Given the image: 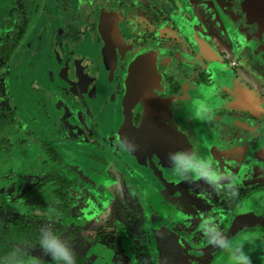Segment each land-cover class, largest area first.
Segmentation results:
<instances>
[{
	"label": "flooded vegetation",
	"instance_id": "1",
	"mask_svg": "<svg viewBox=\"0 0 264 264\" xmlns=\"http://www.w3.org/2000/svg\"><path fill=\"white\" fill-rule=\"evenodd\" d=\"M51 1L54 2V9L70 13L69 0ZM128 1L130 5L127 9L118 3L114 11L116 15L112 16L116 27H113L105 40V53L110 64L107 72H100L97 68L103 67L102 65H97V70H93L90 63L82 60V65L87 66L86 77L92 72H95L97 77L100 73L108 76L100 95L87 86L88 99L95 98L91 99L89 104H93L95 109H100V114L104 111L101 120L104 124L108 123L110 127L112 122L120 124L118 131L111 130L108 135L100 126L101 122L97 121L95 126L97 133L93 132L90 136L97 137L99 131L108 141L116 136L119 153L98 138L91 140L66 134L69 130L68 126L73 125L76 115L79 114L82 117L79 107L83 103H76L75 107L71 106L68 111H64L62 105L72 104L76 94H84L81 86H76V91L72 90L70 94H67L61 92L56 85L57 88H51L47 98L46 104L54 106L61 112L60 115L55 113L62 123L61 130L65 132L61 138H50L42 134L50 122L47 115L45 119H38L39 125H35L36 120L32 121V126L23 122V113L17 108L8 111L3 117V126L7 128L14 127V123L17 122L19 126L23 125L20 130L24 129V133H20L23 135L13 140V148L26 142L27 137L35 136L34 139L30 137V140H33L35 144L40 143L39 153L45 161V164H40L33 157L32 159L27 157L28 159L22 162L18 173L28 174L33 182L20 190L16 199L19 201L29 190L37 187L47 178L53 181L52 186L56 185L57 179L63 178L67 183L69 182L65 193L69 192L71 205L69 215L64 219L61 214L50 217L40 215L34 219L26 217L22 214L23 205H18L20 213L9 218L7 223L10 225L9 231L0 234V264H3V258L9 255L8 252L2 254L1 250L4 251L2 245H6L12 251L13 245L24 243L11 238L12 228L18 220L33 227L35 231L26 238V241L32 239L37 242L40 239V229L44 226L51 227L56 236L64 234L67 237H76L81 232L79 236L81 238L82 233H88L90 227L91 214L87 207L97 206L102 209L103 204L111 205L113 208L109 209L110 219H106L103 227L100 226L102 230L98 228L93 243H90L89 247L90 249L92 247L93 253L104 254V250L94 248L102 239L107 238L111 240L112 246H119L121 240L135 246L127 232V230L131 231L134 219L130 221L125 210L120 209L131 195H135L141 208L140 212L143 213L142 219L146 230L143 231V236L145 235L146 238L149 255L153 254V250L158 249L153 237L156 238L155 234L159 230L163 238L161 240L163 252L166 238L172 241L177 240V243L173 244L174 249L178 245L185 249V253L189 252L192 256L199 257L212 250L216 251L214 252L216 255L209 264H213L221 254H228L232 243H240V238L244 234L246 236L242 238L243 243L250 237L254 240L255 236H261L259 233L264 235V226L260 224H252L247 230L239 231L238 235L236 231L239 229L235 227L238 220L244 218L246 214L255 216L261 211L264 212V163L261 158L264 151V0ZM31 3L27 0H0V65L2 66L0 72L7 85L14 58H17L21 52L22 42L28 37L36 20L35 16L31 18ZM45 8L49 10L50 7L45 5ZM96 8L97 6L94 5L89 11V16ZM72 19L75 21L73 17L66 15L63 22L67 25ZM119 20H121V27H117ZM76 22L75 26L80 29L82 38L76 43L74 40L71 41L74 46L85 42V35L86 38L88 36L85 29L89 25V21L85 26H81V21L80 24ZM126 25L131 30L130 32L128 30V34L121 31L123 27L126 28ZM92 27L95 28V25ZM20 28L23 30L26 28V32L22 34ZM82 29L85 31L83 32ZM116 29L117 33H115ZM112 34H115L114 38ZM96 36L98 40L99 36L104 38V35L99 32ZM137 36L142 38L141 43H138ZM67 39L68 36L64 35L60 29L55 44L58 56L44 57V63L41 66L46 65L45 70L37 68L35 71L27 72L26 76L19 77L20 80L30 75L34 77L31 89L27 92L31 93L34 101L41 103L44 108H46L45 102L40 100L39 94L34 95L33 89L41 88L44 82L49 83L50 88L52 77L49 75V70L50 66L54 67L56 64L54 60L60 59L62 67L70 62L72 70L79 72L77 62H74L71 57ZM120 40L126 42L129 47L119 48ZM99 43H101L100 40ZM107 44L108 47H106ZM138 44L139 48L143 47L142 54H138ZM13 47L16 51L10 54ZM97 53L96 63L101 60L99 57L101 53ZM64 56L65 60H63ZM142 58L150 62L145 68H141L138 63ZM135 64L138 67H135ZM89 71L92 72L87 74ZM30 79L23 81L22 85L25 89L28 87V82L32 81L31 77ZM7 92L6 98L12 100L10 85L7 87ZM102 94H105V98L98 101V97L101 98ZM57 99L58 102L55 103ZM12 102L14 104L13 100ZM132 105L135 127H139L155 111L162 114L163 122L170 116L187 137L185 142L183 140L184 143L176 146L174 154L184 152L189 157L197 156L211 160L214 169L232 179L220 181V185L224 187H221L218 192L203 179L193 178L191 173H189V179H182L176 175L174 162L170 159L167 150L157 144L150 147L149 142H146V146L149 147L144 151L142 158L148 164H139L136 154L120 147L123 142L125 148L128 146L132 149L138 141L125 129L127 109L131 110ZM37 107L39 106H36L34 102L33 111H36ZM153 107L155 108L152 109ZM55 108L52 107V109ZM25 132L31 134L26 135ZM176 138L180 139V136ZM3 142V139L0 140V152L15 154L12 150L5 149L2 146ZM135 149L139 150L137 146H134ZM211 149H213L212 152H210ZM251 152L254 153L252 159ZM58 153L63 159L52 158ZM12 156L10 154L8 159ZM231 157L236 159L233 160ZM72 162L82 166L84 171L74 170L71 167ZM24 167L26 169L34 167L36 170L25 171ZM136 167L148 171L149 176L139 177ZM229 183L233 184L231 190L226 187ZM18 186L17 183H11L5 188V192L10 191L13 196ZM82 187H85V191H82ZM87 189H90L89 195H87ZM205 193L210 194V203H213L209 213L200 220L199 217L192 216L191 212L195 210L194 205L200 203L201 197L204 198ZM166 198L174 202L170 204ZM2 199L5 202L7 200ZM47 200L60 202L59 199L52 197H48ZM175 201L184 203L182 205L186 213L173 207L177 205ZM77 202L80 203L79 207H76ZM133 202L134 198H131L129 203L133 204ZM253 206L258 207L257 212L252 213ZM45 208L49 209V207ZM160 211L169 213L167 219L169 225L171 216L174 219L180 218L184 222L183 227L191 228L192 221L195 222L194 224H197L198 220L205 223L199 228L202 231L206 228L213 230L212 234L223 239L229 247L222 249L211 243L205 247L198 245L195 247L193 241L188 240L185 229L177 225L175 226L179 228V231L172 228V225L167 229ZM220 214L223 218L222 223L218 229H215V218ZM157 220L161 221L159 230L156 229ZM5 222V218L0 216V225H4ZM36 236L38 238L35 240ZM196 240L201 242L200 239ZM204 240L209 242V236ZM86 242L89 243V241ZM216 247L217 250H214ZM229 257L225 260L228 264ZM146 258L141 256L133 263L157 264L154 260L148 262ZM101 262L121 264L116 259L107 262L101 260ZM200 262L199 258L190 261L191 264H202ZM42 264H48V262L42 261Z\"/></svg>",
	"mask_w": 264,
	"mask_h": 264
},
{
	"label": "rangeland",
	"instance_id": "2",
	"mask_svg": "<svg viewBox=\"0 0 264 264\" xmlns=\"http://www.w3.org/2000/svg\"><path fill=\"white\" fill-rule=\"evenodd\" d=\"M71 5L70 13L67 11H58L57 9H54V2L51 0H34L33 3L32 0H27L28 3H31V18L35 16L36 20L33 23L29 33L28 37L22 42L23 45L21 47V52L17 56V58H14L13 66H11L10 69V76H9V84L7 85L5 83V79L0 72V140H4L3 145L5 149L12 150L15 154L12 152H0V216L5 218L4 225H0V234L2 232L9 231L10 225L7 224L9 222V218L12 215H17L20 213V206L17 205L18 200L16 199L18 196V192L27 186H29L33 181L28 177V174L18 173L19 168L21 167L22 162L26 161L28 158L33 157L35 161L37 160L40 164H45L44 157L39 153V147L40 143L38 144L33 143V140L35 136H29L27 137V141L23 142L22 145H18L15 148H13V140H15L19 135H23L20 133H24V129L20 130L23 125L21 124L19 126V122L14 123V127L7 128L5 125L3 126V117L4 115L12 110L13 108H17L22 111L23 113V122L26 124H29L32 126V121H37L35 125H39L38 119L42 120L45 119V115H47V118H49V124H47V127L42 131L43 135H46L50 138H61L64 136L65 132L64 130H61L63 128L62 123L57 117L55 116V113L57 112L60 115V111L56 109L54 106L50 104H46L47 98L49 97V94L51 92V88L56 89L57 86L60 88L61 92L70 94L72 90L76 91V86H81L84 89V94H76L74 97V105L73 103H69L67 106L62 105L64 111H68L71 106L75 107L76 103H83L81 107H79V112L82 117L79 116V114L76 115V119H73V125L68 126L69 130L66 132V134L73 136V137H84L85 139H100V141L106 145H108L111 149L119 153L118 150V142L117 137L115 136L114 139L108 141L106 137L101 133V131L98 132V136H90L91 133L96 132L95 126L97 125V121L101 122L104 116V111L100 114V109H95V106L93 107V104H89L90 100H94L95 98L87 97L88 88L87 86L93 88L94 93L97 95H100L103 91L104 85L106 83L107 75H101V73L96 76L95 72L89 71L87 74L91 73L90 76L86 77V65H82V60L87 61L92 65L93 70L100 69L101 71L108 70V66L110 65L106 53H105V40H107V35L109 32H112L113 27L115 25L113 24V17L115 16L116 6L118 3L127 9V7L130 5L128 0H69ZM115 2V3H114ZM83 3V5H82ZM45 5L49 6V10L45 8ZM97 6V8L92 12V14L89 16V11L93 8V6ZM82 6V7H81ZM102 6V9H101ZM142 8V6H139ZM81 8V10H80ZM29 9H27L28 11ZM118 10V9H117ZM70 15L74 18L75 21H77V24H80V21H89L88 27L82 31L86 34H88L87 38L85 35V42L78 44L77 46L72 45L71 41H73V38L70 37L69 33V21L67 25L63 22L66 18V15ZM61 16V17H60ZM62 18V19H61ZM80 19V20H78ZM75 21H73V25H75ZM121 20H119L117 23V27H121ZM64 23V24H63ZM95 25V28L92 26ZM120 25V26H119ZM67 26V27H66ZM98 28L99 31L97 30ZM62 30L63 34L68 36L67 42L68 47L71 50V57L73 58L74 62H77L79 67V72L77 70H72V66L70 62L65 63V66H60L61 60H54L55 65L54 67L50 66L49 75L52 77L50 88L48 86L49 83L42 84V87L34 88V95L39 94L40 100L42 102H45L46 108L42 106L41 103H37L34 101V98H32V94L27 92L30 90V86L33 84V76L30 75L28 77H24L23 80H20L19 77L21 75L26 76L27 72H31L32 70L35 71L37 68H40L41 70H45V66H41L44 63V57L50 56H58L56 52V37L58 35V32ZM108 30L107 32L105 30ZM131 31L129 27L126 25V28L123 27L121 31H124L128 34ZM100 33L101 35H104V38L99 36V40L101 43H99V40L97 38V33ZM107 33V34H106ZM138 37V43H141L142 38L140 36ZM109 38V37H108ZM112 40V39H111ZM136 41V42H137ZM80 46L82 48H80ZM85 46V47H83ZM139 44L137 45L138 48V54L143 53V47L139 48ZM80 48V49H79ZM97 52H100L99 57L101 60H98L96 63V55ZM102 55V56H101ZM103 57V59H102ZM131 58V57H129ZM81 59V60H80ZM63 60H65V56L63 57ZM1 61V57H0ZM81 61V62H80ZM105 63V64H104ZM103 66V67H97ZM107 65V66H105ZM134 66V65H133ZM34 67V68H33ZM97 67V68H96ZM135 67H138L137 64H135ZM2 66L0 65V69ZM33 68V69H32ZM55 68V70H54ZM45 72V71H44ZM43 72V73H44ZM79 73V74H78ZM28 82V87L25 89L23 87L22 83L25 80H31ZM38 79L40 77H37ZM87 83V84H86ZM10 85L11 87V98L14 101V104L12 100L9 98H6L7 96V87ZM57 85V86H56ZM81 88V89H82ZM89 93V92H88ZM28 96V97H27ZM105 98V94L101 95V98L98 97V101ZM79 99V100H77ZM55 100V99H54ZM34 102L36 103V106H39L36 108V111H33ZM58 102V99L55 103ZM112 106V105H111ZM110 106V107H111ZM55 108V109H52ZM98 107V106H97ZM30 109V110H29ZM39 109V110H38ZM88 109V111H86ZM10 118V117H9ZM71 121V120H70ZM41 122V121H40ZM61 123V124H60ZM105 132L108 133L109 131L114 130L118 131L120 129V124L117 122H112L111 127L108 125V123L104 124L103 121L100 125ZM71 129V130H70ZM113 133V132H112ZM26 135H29L31 133L25 132ZM29 138V139H28ZM239 142V141H238ZM36 146V147H35ZM213 149H211L210 152H212ZM12 154L13 156L8 159V156ZM28 157V158H27ZM32 159V158H31ZM28 162V161H27ZM71 167L76 171H84L83 167L80 165H76L74 162L71 163ZM136 169L139 171V177L142 176H149V172L145 171L142 168L136 167ZM80 173V172H79ZM147 174V175H146ZM42 176V175H41ZM19 184L18 188L16 189V193L11 195V192H5V188H7L10 184ZM201 184V183H200ZM154 189H156L155 184H153ZM82 191H85V187L81 188ZM87 195L90 193V189L86 190ZM218 192V190H216ZM129 197V196H128ZM204 198L201 197L200 203L194 205L195 210L191 212V215L194 217H199L201 220L203 216L206 215V213H209L210 206H212V203H210V194L205 193L203 195ZM1 198L7 199L6 202L2 201ZM131 198H134L133 204L129 203V200ZM168 203L172 204L174 201L170 200L169 198H166ZM176 202V201H175ZM79 202L76 203V207H79ZM177 205H174V208H178L180 212L186 213L184 211V206L182 204L176 202ZM191 204V203H189ZM193 205V203H192ZM126 206V207H125ZM101 208H98L97 206H90L87 207L90 211L91 216H89V225L88 233L84 232L82 233L81 238L79 237L81 232L78 233L76 237H67L66 235H60L58 236L61 240H65L69 243V246L73 249V253L75 256V264H98L101 263V260L107 261H113L116 259V261H120L121 264H134L133 262L140 259L141 256L147 257L148 262L151 260H154L157 264H168L166 258L163 256V250L161 248L162 243V234L159 230L161 221H156V229L159 230V232H156L155 237L153 239L157 243L156 250H153V254L149 255L148 253V247L147 242L144 234L145 226L143 221V213L140 212L141 208L140 205L137 203V200L135 198V195H131L127 199V203L124 204V206L120 207V209H124L125 214L128 215V219L130 221L134 219L131 226V231L127 232L130 235V239L132 238L133 245H128L125 241L121 240V244L119 246H112L111 240L109 238L102 239V241L99 242V245L95 247L94 249H102L104 250V254L98 255L93 253L92 247L90 249V243H93L94 236L98 232V228L100 226H104L106 224V219H110L111 212L109 209L113 208L111 205H104L101 206ZM103 210L102 212H100ZM251 210V209H250ZM258 207L253 206V211L257 212ZM161 212V211H160ZM162 220L165 221L167 229H169L170 225H172L174 229H178L175 225L179 226L180 228L185 229V233L187 234L188 240L195 244V247H205L209 242H205V238L208 236L206 234V230L202 231L199 226L204 225L205 223H201L199 220L197 224H194L195 222L192 221L190 224L193 226L191 228L189 227H183L184 222L181 221L180 218L176 217L174 219L173 216L170 217V225L167 223L168 219V212L162 211ZM103 214V215H102ZM244 216V215H243ZM246 217V216H245ZM244 217V218H245ZM255 218L259 219L260 221L254 222V224H260L261 226H264V212L261 211L259 214L255 215ZM216 224L214 225L215 229H218V226L222 223V214H220L219 217L215 218ZM130 223V222H129ZM237 224L240 225V221L238 220ZM251 225V223H250ZM96 226V228H93ZM101 228V227H100ZM125 228L126 223H125ZM102 230V228H101ZM196 230L198 233L196 234ZM133 231H135L133 234ZM115 232V231H114ZM113 237V236H112ZM87 239V240H84ZM198 242L196 239H200L201 242ZM167 242L164 243V252L171 256L174 254V242L177 243V240H169L167 239ZM39 241L34 242L32 239H28L24 243H18L16 245H13V248H15L17 245H23L27 243L29 245L28 247V253L29 255L34 258V264H42V261H47L48 264H58L57 261H54L52 256L47 255L43 252V250L40 248ZM84 243H83V242ZM86 241H89L87 243ZM243 242V241H242ZM249 246L247 250V254L251 257L252 264H264V241L262 240V236H255L254 240L253 238H249L248 241H246ZM232 244L235 245L233 242ZM198 245V246H197ZM239 244L237 245V247ZM251 246V247H250ZM94 247V246H93ZM176 250L178 251V257L180 260H183V262H186V264H191L190 261L196 258H199L202 264H209L210 261H212V258L216 255V251H211L209 253H204L202 256H196L191 255L189 252L185 253V249L176 246ZM1 250L2 254L8 252L10 254L12 251L7 247L6 245H2ZM217 250V247L214 249ZM82 251V253H80ZM182 251V252H181ZM231 253L228 254H221V256L213 263V264H228L226 263L227 257H229ZM230 259V257H229ZM59 264H62V262H59ZM229 264H232L231 259L229 260Z\"/></svg>",
	"mask_w": 264,
	"mask_h": 264
},
{
	"label": "clouds",
	"instance_id": "3",
	"mask_svg": "<svg viewBox=\"0 0 264 264\" xmlns=\"http://www.w3.org/2000/svg\"><path fill=\"white\" fill-rule=\"evenodd\" d=\"M120 147L128 150L123 146V142H121ZM131 150H134V146ZM170 159L174 162V171L176 175L180 176L182 179H189V173H191L193 178L197 180L203 179L217 190L224 187L220 185V181L232 179L214 169L211 160H205L197 156L189 157L184 152L170 154ZM226 187L231 190L233 184L229 183ZM23 202L24 199L21 198L17 202V205L23 204ZM48 211L51 213L54 212V209L49 206ZM212 231L213 230L206 228V234L209 236V243L222 249L228 248V244H226L223 239L218 238L217 235H213ZM39 245L43 252L52 256L53 260L57 261L58 264L59 262H62V264H75L73 249L69 246L67 241L61 240L58 236L54 235L51 227H41ZM28 247L29 245L27 243L17 245L8 256L3 258V264H34V258L28 253ZM229 250L231 252L230 259L232 264H252L251 257L242 247Z\"/></svg>",
	"mask_w": 264,
	"mask_h": 264
},
{
	"label": "trees",
	"instance_id": "4",
	"mask_svg": "<svg viewBox=\"0 0 264 264\" xmlns=\"http://www.w3.org/2000/svg\"><path fill=\"white\" fill-rule=\"evenodd\" d=\"M86 21H81V26H85ZM73 19L70 20L68 28H69V34L72 36L74 43L79 42L82 38V33L80 32V29L73 25ZM116 27V26H115ZM24 28V27H23ZM20 32L24 33L26 32V28L23 30L20 28ZM118 30H115V33H117ZM22 33V34H23ZM113 38L115 37V34H112ZM129 47V45L124 42L123 40H120L119 48H125ZM14 47L12 48V52L10 54H13L16 50H14ZM56 152V151H55ZM57 153V152H56ZM59 154V153H58ZM56 154L52 156L53 159H63L61 154ZM57 157V158H56ZM25 171L27 169L29 171L36 170L34 167H30L26 169V167L23 168ZM56 176V175H55ZM53 181H51V178H47L42 181L40 185L37 187H34L33 189L29 190L24 196V202H23V208H22V214L26 217H32L37 218L38 216H44V217H50V216H56L58 214L63 215L64 217L69 215V207L71 205V200L69 196V192L66 194V190L68 188V184L66 179H57V183L55 186H52ZM48 197H52L53 199H59L60 202L55 201H48ZM2 199V198H1ZM2 201H5L2 199ZM51 206L54 208V212L49 213L48 209L45 207ZM75 222H79L80 220H74ZM35 231L33 227L25 225V223L18 220L11 231V238L15 241L25 242L26 238L30 234H33ZM38 237L36 236L34 239L36 240ZM154 264V263H151Z\"/></svg>",
	"mask_w": 264,
	"mask_h": 264
},
{
	"label": "water",
	"instance_id": "5",
	"mask_svg": "<svg viewBox=\"0 0 264 264\" xmlns=\"http://www.w3.org/2000/svg\"><path fill=\"white\" fill-rule=\"evenodd\" d=\"M106 47H108V44ZM147 61L148 59L142 58L138 63L141 68H145V66L147 67L150 63L149 61ZM132 107L133 105L131 106V110L127 109L128 113L126 114L125 129L126 131L130 132L132 136L136 137V140L138 141L135 142L134 146H137L139 150H131V148H129L128 146L127 148H129L128 150L132 151L138 156L139 164H148L142 159L144 151L147 149V147H149L146 146V142H149L148 145H150V147H153L154 144L161 146V148L166 149L169 154H174L176 146L179 143L185 142V138H187L186 135L182 132L181 129L179 130V127L175 125L170 116L169 119H164L163 122L161 118L163 117L162 114L158 113L157 111L148 116L139 127H135L133 122ZM154 108L155 107H153L152 109ZM157 110L160 111V109ZM176 136H180V139L176 138Z\"/></svg>",
	"mask_w": 264,
	"mask_h": 264
},
{
	"label": "crops",
	"instance_id": "6",
	"mask_svg": "<svg viewBox=\"0 0 264 264\" xmlns=\"http://www.w3.org/2000/svg\"><path fill=\"white\" fill-rule=\"evenodd\" d=\"M252 149H253V147H252ZM263 154H261V158H263L262 159V162L264 163V151L262 152ZM249 155V154H248ZM250 157H251V159L254 157V153L253 152H251V155H250ZM232 158V157H231ZM233 160L234 159H236V158H232ZM250 159V158H249ZM250 159V160H251ZM257 204H259V202L257 203ZM240 225L239 224H237L236 223V225H235V227H237L236 229H239V230H237L236 232V234L238 235V233H239V231H242V230H247V228L250 226V223H251V225L252 224H254V222H258V221H260L259 219H257V218H255V216H253V215H248V214H246V217L245 218H240ZM261 236H262V239H264V235H263V233H259ZM256 235V234H255ZM246 236V234H244L243 236H241V238H240V243H236L235 245L234 244H232L231 246H230V248L231 249H235V248H237V245L239 244V246L238 247H242L243 248V250L245 251V252H247V250H248V248H249V246H247L248 244L246 243V241L243 243L242 242V238H244ZM231 237H232V235H231ZM231 237H229V238H231ZM178 251H180V250H178ZM178 251L176 250V249H174V254H172L171 256H168L165 252H163V256L166 258V260H167V262H168V264H186V262H183V260H180L179 259V257H178ZM182 252V251H181ZM230 252V251H229ZM231 253V252H230Z\"/></svg>",
	"mask_w": 264,
	"mask_h": 264
}]
</instances>
